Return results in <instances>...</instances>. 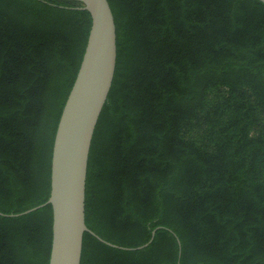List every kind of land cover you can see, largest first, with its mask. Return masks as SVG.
<instances>
[{"label": "trees", "instance_id": "trees-1", "mask_svg": "<svg viewBox=\"0 0 264 264\" xmlns=\"http://www.w3.org/2000/svg\"><path fill=\"white\" fill-rule=\"evenodd\" d=\"M107 2L116 63L79 264H264V4ZM82 6L0 0V264H48L50 205L22 213L49 197L91 23Z\"/></svg>", "mask_w": 264, "mask_h": 264}, {"label": "water", "instance_id": "water-1", "mask_svg": "<svg viewBox=\"0 0 264 264\" xmlns=\"http://www.w3.org/2000/svg\"><path fill=\"white\" fill-rule=\"evenodd\" d=\"M76 1L82 3L81 9L89 13L91 23L54 134L49 197L45 204L22 213L50 205L52 223L48 264H79L83 234L90 232L94 235L84 219L87 160L116 63L115 25L107 0ZM259 1L264 4V0Z\"/></svg>", "mask_w": 264, "mask_h": 264}]
</instances>
